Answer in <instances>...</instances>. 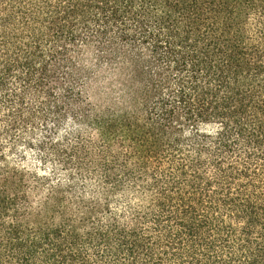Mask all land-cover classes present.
I'll list each match as a JSON object with an SVG mask.
<instances>
[{
    "label": "trees",
    "instance_id": "obj_1",
    "mask_svg": "<svg viewBox=\"0 0 264 264\" xmlns=\"http://www.w3.org/2000/svg\"><path fill=\"white\" fill-rule=\"evenodd\" d=\"M0 264H264V0H0Z\"/></svg>",
    "mask_w": 264,
    "mask_h": 264
}]
</instances>
